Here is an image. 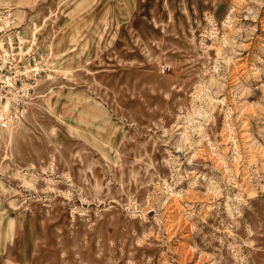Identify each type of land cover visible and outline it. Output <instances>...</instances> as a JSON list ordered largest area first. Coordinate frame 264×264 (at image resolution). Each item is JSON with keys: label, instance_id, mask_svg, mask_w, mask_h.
<instances>
[{"label": "rangeland", "instance_id": "obj_1", "mask_svg": "<svg viewBox=\"0 0 264 264\" xmlns=\"http://www.w3.org/2000/svg\"><path fill=\"white\" fill-rule=\"evenodd\" d=\"M0 264H264V0H0Z\"/></svg>", "mask_w": 264, "mask_h": 264}]
</instances>
